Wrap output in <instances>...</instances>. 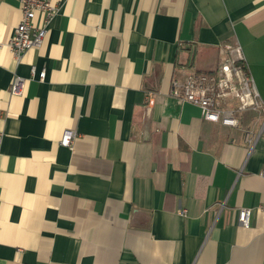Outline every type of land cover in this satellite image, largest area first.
Segmentation results:
<instances>
[{"label":"crops","instance_id":"1","mask_svg":"<svg viewBox=\"0 0 264 264\" xmlns=\"http://www.w3.org/2000/svg\"><path fill=\"white\" fill-rule=\"evenodd\" d=\"M55 2L17 61L0 0V264H264V0ZM235 46L263 105L230 126L171 88Z\"/></svg>","mask_w":264,"mask_h":264},{"label":"built area","instance_id":"2","mask_svg":"<svg viewBox=\"0 0 264 264\" xmlns=\"http://www.w3.org/2000/svg\"><path fill=\"white\" fill-rule=\"evenodd\" d=\"M22 17L9 40V47L17 61L30 49L38 48L48 33L49 23L58 12L59 5L55 0H20ZM40 15V24L35 22ZM35 74V66L32 67ZM46 70L40 72L44 80ZM21 77H15L13 91H21ZM171 94L183 102L193 103L201 108L204 119L221 122L224 125L236 126L238 110L261 107L253 78L247 70L246 61L240 46L225 49L220 65L211 71H197L188 74L183 80L172 81ZM236 106V107H235ZM264 129V124L262 130ZM0 133V139H1ZM76 131L67 129L60 140L62 145L71 147ZM264 176V168L262 170ZM259 208L264 210V207ZM252 208L239 210V220L249 226Z\"/></svg>","mask_w":264,"mask_h":264}]
</instances>
